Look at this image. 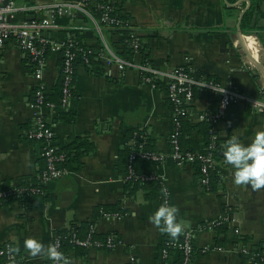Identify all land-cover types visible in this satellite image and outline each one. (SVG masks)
<instances>
[{
    "label": "crops",
    "instance_id": "obj_1",
    "mask_svg": "<svg viewBox=\"0 0 264 264\" xmlns=\"http://www.w3.org/2000/svg\"><path fill=\"white\" fill-rule=\"evenodd\" d=\"M52 1L18 0V5ZM116 2L119 12L142 36L146 61L164 70L190 65L196 73L231 85L242 94L261 96L264 0ZM252 6L254 27L245 31L242 21ZM39 16V12H19L13 19ZM58 24L60 29L47 32L55 42L77 38L94 50H100L106 42L110 47L116 44L117 49H111L119 55L126 53L121 43L123 36L106 30L101 36L85 15L62 17ZM131 56L132 52L124 55ZM143 60V54L136 57L138 62ZM250 62L254 68L249 66ZM60 78L59 54L49 53L44 73L47 97L54 93ZM164 84L165 88H153L142 81L137 70L121 73L101 61H93L90 66L78 64L69 108H44L41 113L53 126L58 148L65 149L79 139L89 138L95 151L82 158L80 170L50 182L45 195L0 204V248L10 244L16 249V259L5 264H49L47 255L29 254L23 244L26 238L34 237L47 247L62 231L77 230L80 237L87 238L92 228L95 236L113 235L122 245L113 251L69 245L64 254L72 264H131V257L136 259L134 264H161L164 233L149 219L161 202L147 198L148 192L141 188L131 191L118 167L129 133L137 130L145 133L154 151L164 156L158 173L165 178L171 205L179 209L177 219L185 223L183 232L193 233V264H251L240 249L243 243L264 245V187L235 184L233 168L225 163L222 150L216 160L220 183L214 191L201 185L194 165L172 159L170 139L174 121L167 82ZM35 87L33 68L26 54L9 40L0 53V188L34 183L46 168L41 145L27 138L35 122L36 111L30 108ZM218 104L217 97L201 93L189 104L187 121L193 126L200 124L199 116L216 110ZM63 112L71 114L74 120H62ZM260 130H264V114L255 112L246 102L234 103L226 118L215 126L223 146L234 136L250 144ZM191 135L195 144L205 147L200 129H193ZM105 206L121 217H103L100 208ZM227 215L236 218L237 226L226 224L220 230L207 226ZM235 229L240 230V239ZM205 248L209 251L203 253ZM180 259L181 254L172 253L166 264H177Z\"/></svg>",
    "mask_w": 264,
    "mask_h": 264
},
{
    "label": "built area",
    "instance_id": "obj_2",
    "mask_svg": "<svg viewBox=\"0 0 264 264\" xmlns=\"http://www.w3.org/2000/svg\"><path fill=\"white\" fill-rule=\"evenodd\" d=\"M116 3V0H108L107 3H99L97 0H76L74 2L53 0L47 4L19 6L18 0H0V53L5 49L7 42L12 39L17 47L26 54L33 68L36 81L33 100L30 104V108L36 111L35 122L33 127L27 132V138L41 145V155L46 161V168L40 176L41 185L47 186L50 182L67 174L64 169L59 168V164L66 160V156L63 153L57 152L58 146L55 141L53 126L46 120L41 110L44 108L55 109L56 107L67 110L73 98L75 74L78 64L90 66L93 61H101L104 66L116 68L121 73L132 69L137 70L141 75L142 81L153 88H158L157 82L159 80L167 82V97L171 103L174 121V131L170 139L172 147L171 157L179 164L199 162L201 164L199 180L201 185L207 189L210 182V174L217 168L214 154L212 152L206 155L183 153L180 146L182 120L187 119L190 115L189 104H192L195 100V91L197 90L202 94H210L218 98L219 104L216 110L206 111L199 116L201 122L210 121L215 127L226 118L228 109L236 102H246L255 112L264 114V87L261 90V96L251 97L242 94L231 85L223 84L204 75L197 76L190 65L164 70L146 60L141 62L136 61V57L141 55V49L143 48L142 36L135 31L136 29L125 18L124 20L121 19L123 15L117 9ZM92 9L99 11V18L94 15ZM19 12H39L40 16L33 19L15 21L13 17ZM78 13L88 17L94 23L95 29L101 36H103L102 34L107 28L117 31L130 28L129 44L132 48V56L124 57L119 55L106 42H104L100 50H94L90 47H79L73 40L60 43L51 40L47 36V32L60 29V25L58 24L59 18L67 16L75 17ZM118 35L122 37V33H118ZM49 53H62L63 58L61 67L63 89L59 105L47 100V85L44 82V73L48 66ZM249 66L254 68L251 62ZM223 90L225 91L221 93ZM212 138L215 143L218 136L214 135ZM140 139H136L135 137V140H132L130 145H135L136 141ZM132 151L133 154L130 157L127 180L130 182L160 180L163 189L166 188L167 190V195L164 193L161 203L167 199L169 204H171V194L165 184V178L154 174L138 175L134 168V161L138 152L136 148H132ZM139 155L147 160H164L163 155L154 152H139ZM22 194L31 197L40 196L44 192L37 187L25 188L18 185L11 192L0 191V201ZM101 215L106 218L121 217L120 213L106 211H101ZM226 224L237 226V220L227 215L222 216L207 226L214 230ZM90 233L87 238L80 237L79 232L75 230L67 233L66 236L57 235L52 245H55L63 253L64 243L81 248L110 251L122 245V242L113 235H107L103 239L97 238L94 228L91 229ZM234 233L240 239V230L235 229ZM243 245L244 247L240 249V252L248 258L251 264H261V261H264V250L261 247L248 246L245 243ZM10 248H13L10 244H6L0 248V258L6 259L7 262H13L16 259V253H10ZM219 249L222 248L219 247ZM208 251V248L202 250L203 253ZM172 253L181 254V264H193V257L195 255L193 233L190 231L181 232L176 238L164 233L161 259L167 262ZM261 256L262 258L260 259ZM50 261L53 264V261ZM130 261L131 264H134L136 262L135 257H131Z\"/></svg>",
    "mask_w": 264,
    "mask_h": 264
},
{
    "label": "trees",
    "instance_id": "obj_3",
    "mask_svg": "<svg viewBox=\"0 0 264 264\" xmlns=\"http://www.w3.org/2000/svg\"><path fill=\"white\" fill-rule=\"evenodd\" d=\"M97 1L99 3H107L108 0H97ZM230 1L236 2L237 0H230ZM254 10H255V7L252 6L247 11V13L245 14V16L243 18L242 28L245 31H249L251 29L253 30V27H254V23H253ZM92 11H93L94 15L99 18V16H100L99 11H96L95 9H92ZM124 18H125L124 16H123V18L121 17V19H123V20H124ZM106 31L112 35L113 34L115 35L117 33H122L123 37H122L121 43L124 44V52H126V53L132 52V48L130 47V44H129V41H130L129 39H130V34H131L130 28L124 29L121 31H117V30H114L111 28H107ZM73 42H75V44H77V46H79V47H85L81 43V40H79L77 38H74ZM111 48L116 50L117 45L111 44ZM143 49L144 48L141 49V54L144 55L145 60L146 59L148 60V58L146 57V54L143 52ZM125 54H123V55L121 54V55L124 56ZM59 57H60V65L62 67V64H63L62 53L59 54ZM196 75L200 76L201 74L196 73ZM157 85L159 87H162V88L166 87L164 82H162L160 80L157 82ZM62 89H63V78L61 76V78L58 80V82L55 86L54 93L52 95H50L49 97H47V100L54 102L56 104H60V100L62 97ZM199 95H201V93L196 90L195 91V97L199 96ZM61 119L64 120L65 122H72L74 120L73 116L69 113H66V112H63L61 114ZM196 128L201 130V134L205 138L206 143H205L204 148H200L197 144H195L193 142L191 133H192L193 129H196ZM214 135H216L215 134V127H214L212 122L203 121V122H200V124L193 126L187 121V119H183L182 120V126H181V136H180L181 150L183 153H193V154H203V155H206L209 152H212L214 154L216 160H217V158H219L218 157L219 152L223 149L224 141L220 140V138L218 137L217 141L214 143L213 138H212ZM135 137H136V139H140V137H142V138L140 140H137L135 145H130V142L132 140H135ZM212 147H213V149H212ZM132 148H136V150L138 152L136 159L134 161V168L136 170V173L138 175H153V174L159 175L158 172H159V169L162 168V166L164 164V160L163 161L147 160L145 158H142L139 155V152H154V153H157V152L154 151L150 139L146 135H144V133L142 131L137 130V131H131L129 133L128 138H127V143H126L125 148L121 154V162L118 164L119 170H121V172L124 174L126 179L129 175L128 167L130 164V157L133 154ZM94 151H95V146L92 142H90L89 138L79 139L65 149L58 148L57 152L63 153L66 156V160L63 163L59 164V168L64 169L67 173L78 171L83 166L82 158L85 155L92 154ZM192 165H194L197 168V171L199 173L201 164L199 162H194V163H192ZM40 176H41V174H40ZM127 182H128L129 189L132 188L131 191H135V190H138L141 188V189L145 190L146 192H148L147 198L159 199L160 202L162 201L163 196H164V191H162L163 185L160 182V180L154 179V180H150V181H139V182H130L127 180ZM219 183H220L219 171L216 168L210 174V182H209V185L207 187V190L208 191L216 190ZM19 186H22L25 188H31V187L40 188L44 192V194H42V195H45V192H46V186L41 185L40 177H39V180H37L34 183H22V184H19ZM14 188H15V186L14 187H3V188H0V191L11 192ZM33 197L34 196H31V197L26 196L25 194H22L20 196H11L6 200H1L0 204L9 203V202L15 201V200H21V201L30 200ZM100 211L111 212V209L109 207L105 206V207L100 208ZM221 227L222 226L217 227L216 229L220 230ZM71 231H73V230L62 231L59 235L66 236V234L71 232ZM75 231H77V230H75ZM99 238L103 239V238H106V236L99 237ZM68 246H69L68 243H64L63 251H65V249ZM261 249L264 250V245H261ZM261 258H262V256L260 257V259ZM260 259H259V261H260ZM5 263H10V262H7L6 259H4V258H0V264H5ZM181 263H182V259H180V262L177 264H181ZM26 264H29V263H26ZM49 264H51V261L49 262ZM161 264H166V262H164L161 259ZM261 264H264V261H261Z\"/></svg>",
    "mask_w": 264,
    "mask_h": 264
},
{
    "label": "clouds",
    "instance_id": "obj_4",
    "mask_svg": "<svg viewBox=\"0 0 264 264\" xmlns=\"http://www.w3.org/2000/svg\"><path fill=\"white\" fill-rule=\"evenodd\" d=\"M222 153L225 163L233 168L235 184H250L254 189L264 187V130L258 131L250 144L240 142L239 137L235 136L228 139ZM162 191L167 195L166 188ZM178 211L177 206L169 204L165 199L149 219L161 232L176 238L185 228V223L177 219ZM23 244L31 256L45 254L53 264H72L69 257L59 251L55 245L46 247L34 237L26 238ZM15 251V248L9 249L10 253Z\"/></svg>",
    "mask_w": 264,
    "mask_h": 264
},
{
    "label": "water",
    "instance_id": "obj_5",
    "mask_svg": "<svg viewBox=\"0 0 264 264\" xmlns=\"http://www.w3.org/2000/svg\"><path fill=\"white\" fill-rule=\"evenodd\" d=\"M80 15L83 17L82 14H80ZM240 31H241V30H240ZM241 35H242V34H241ZM144 36H145V35H144ZM248 54H249V53H248ZM248 56H249L250 59H252V61H253L256 65L260 66L259 61H258L257 59H255L253 56H251V54H249Z\"/></svg>",
    "mask_w": 264,
    "mask_h": 264
}]
</instances>
